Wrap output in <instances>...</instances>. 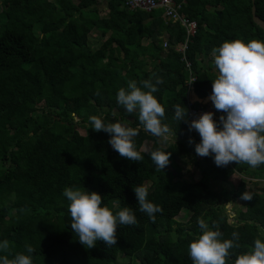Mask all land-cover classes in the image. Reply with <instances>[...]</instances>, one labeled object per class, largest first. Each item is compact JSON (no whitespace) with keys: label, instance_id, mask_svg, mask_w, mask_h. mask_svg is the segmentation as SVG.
<instances>
[{"label":"trees","instance_id":"1","mask_svg":"<svg viewBox=\"0 0 264 264\" xmlns=\"http://www.w3.org/2000/svg\"><path fill=\"white\" fill-rule=\"evenodd\" d=\"M95 1L9 0L0 10V241H10V258L27 254V244L34 246V264H192L188 246L202 234L198 219L203 218L210 227L219 226L222 239L239 232V247L230 250L227 261L234 264L257 238L264 240V188L246 200L238 222L229 223L225 204L240 193L225 183L235 172H254L247 164L218 167L212 156L201 164L195 151L200 137L189 131L187 122L173 119L174 105L187 107L188 73L174 47L183 41L184 28L165 22L159 12L132 11L123 0H110L108 16L93 19L87 10ZM174 1H184L182 12L197 22L185 55L196 74V93L210 95L218 76L210 64L213 49L238 38L264 40V29L251 13L254 5L264 21V0ZM94 28L105 38L100 36L93 46L89 34ZM164 32L167 47L160 37ZM153 74L164 81L155 93L165 106L163 123L170 121L179 129L176 142L173 137L164 146L144 131L135 113L116 102L118 90L127 88L128 81L142 86ZM70 99L77 100L75 113ZM212 106L219 123L226 114ZM92 115L105 123L120 120L139 127L137 150L145 140L160 142V150L171 152L170 160L180 167L199 166L200 178L187 182L171 169L157 172L144 160L129 161L113 150L107 132L81 134L78 127L90 125ZM36 127L51 137L40 138ZM255 169L264 178V165ZM146 181L148 199L163 208L154 222L139 210L134 192V186ZM66 187L101 193L114 212L130 207L138 223L119 226L117 244L97 241L88 249L71 229ZM182 210L189 211L186 221L176 219Z\"/></svg>","mask_w":264,"mask_h":264},{"label":"clouds","instance_id":"2","mask_svg":"<svg viewBox=\"0 0 264 264\" xmlns=\"http://www.w3.org/2000/svg\"><path fill=\"white\" fill-rule=\"evenodd\" d=\"M212 55L218 76L213 80L208 99L216 110L226 115L220 116L219 123L211 111L189 120L188 108L184 104H176L173 119L187 122L189 131L199 133L201 139L195 145L196 154L212 156L218 167L230 163L247 164L251 168L264 165V40L238 38L225 41L213 49ZM140 83L142 86L130 80L127 88L121 87L116 95L117 104L127 113H135L144 131L165 143L172 141L173 137L176 142V133L163 123L165 106L155 95L159 85L164 83L163 79L153 74ZM112 116L116 117L117 111L114 110ZM89 124L96 132L110 134L108 143L121 157L134 162L144 159L143 149L137 150L134 139L139 135V127L120 120L105 123L98 115L90 116ZM189 143L193 140L190 139ZM171 154L160 149L149 153L157 172L169 165ZM134 192L139 210L154 222L156 213L163 212V208L148 199V186H134ZM63 196L69 201L71 229L88 249L93 248L97 241H104L109 247L117 244L119 226L138 223L132 208L125 206L114 212L103 203V196L97 191L66 187ZM241 199L250 201L253 194L246 190ZM198 225L202 234L188 246L192 264H227L230 250L239 247V232L233 231L230 239H222L223 233L218 225L210 227L203 218L198 219ZM261 231L264 233V229ZM10 248L8 239L0 241V253H4L0 255V264H34V246L25 245L27 254L15 253L12 258L9 257ZM234 264H264V240L257 238L254 247L238 255Z\"/></svg>","mask_w":264,"mask_h":264},{"label":"rangeland","instance_id":"3","mask_svg":"<svg viewBox=\"0 0 264 264\" xmlns=\"http://www.w3.org/2000/svg\"><path fill=\"white\" fill-rule=\"evenodd\" d=\"M7 1H9V0H0V10H2L4 8V3ZM89 36L91 37V42L93 43V46L96 45L100 41L101 35L98 31H92L89 34ZM213 63H214L213 61H210V64H213ZM201 100H203V99H201ZM206 100H208V99H206ZM68 105L70 106V108L72 109V111L74 113L77 111L78 103H77L76 99H70L68 101ZM210 109H211V106H210ZM74 121H78V118H75ZM165 123H167L170 126V128L173 130L174 133L177 134L179 132V129L174 127L170 121H167ZM78 130L81 134H86L90 131H94V129L91 128V125H85L84 127L80 126V127H78ZM34 132H37L39 137L42 139H48L51 137V133H49L47 131L42 132L39 130V127H36L34 129ZM160 142L163 146L165 145L162 140H160ZM159 143L156 144L151 140H145L139 149V150L143 149V151H142V155L144 157L143 160L145 162H147L148 164H150L151 167H153V168H156V166L152 162L149 153L153 150L160 149V147L162 145L160 146ZM209 159H210L209 157L203 158V157L199 156V162L203 165H206L208 163ZM166 168L171 169L172 171L175 172V174H178V175L181 174L180 179L185 180L187 182L196 181L201 176V172L199 171L200 170L199 166L187 165L186 167L183 168V167H180L173 160H170V163ZM240 175L241 174H237V173L235 175H232L230 177L231 179H229L228 182L225 183V186L228 189L237 188L239 190V193H240L236 202L231 201V202H226V204H225V212L228 216V222L229 223H235L236 217H235L234 213L237 214V212H240L239 210L244 208L245 200L241 199L242 194L246 190L249 191L250 193L253 192V190H254L253 185H251L249 183L250 180L247 179V177H241ZM239 182H242V186H239L240 185ZM144 184L147 186L149 184V181H146ZM191 196H196V195L191 194ZM204 209H205V207L202 208V212H204ZM188 215H189V211L182 210L178 214L176 219L179 221H186L188 219ZM13 217H14L13 213L10 212V214L8 215V218L12 219ZM122 257H123L122 254H120L118 256V259L121 260Z\"/></svg>","mask_w":264,"mask_h":264},{"label":"built area","instance_id":"4","mask_svg":"<svg viewBox=\"0 0 264 264\" xmlns=\"http://www.w3.org/2000/svg\"><path fill=\"white\" fill-rule=\"evenodd\" d=\"M123 4L132 11L141 10L147 13L159 12L162 18L168 22L179 23L185 31L184 39L181 42L175 43V50L182 54V60L184 61V68L188 73L185 85L187 86V108L189 110V120L198 118L199 115L206 111L213 112L209 107H206L198 100H193L190 97L191 93L195 91L196 74L192 69L191 62L186 58V50L192 38L197 32V22L190 19L185 13L182 12L184 1L176 2L174 0H123ZM164 47H167V41H164ZM191 81V84H189ZM191 132L196 133L199 137V133L195 130ZM201 139V138H200Z\"/></svg>","mask_w":264,"mask_h":264},{"label":"crops","instance_id":"5","mask_svg":"<svg viewBox=\"0 0 264 264\" xmlns=\"http://www.w3.org/2000/svg\"><path fill=\"white\" fill-rule=\"evenodd\" d=\"M109 1L110 0H96L95 1V4L94 5H92L91 7H90V10H87V13H88V15L89 16H91L93 19H102V18H106L107 16H108V14H109ZM165 21V20H164ZM166 22V21H165ZM92 31H98L100 34H101V30L100 29H98V28H94ZM91 31V32H92ZM90 32V33H91ZM102 37V36H101ZM161 37V39H162V41H163V44H164V41H167V38H168V34L166 33V32H164V33H162V35L160 36ZM105 37H102V39H104ZM145 43H147V41H144ZM213 67V66H212ZM211 95V94H210ZM210 95H207V96H204V97H200L198 94H195V93H191L190 94V97H191V99H193V100H198V101H200L201 103H203L206 107H209L210 108V106H211V109L213 110V103H212V101L211 100H209L208 99V97L210 96ZM206 98L208 99V100H206ZM201 99H203V100H201ZM251 171H253L254 173L253 174H249V173H238V172H235L233 175H235L236 173L237 174H241L240 176L241 177H247V179H249L250 180V184L251 185H253V192H251L252 194L253 193H255V192H257V193H262L263 192V188H264V178H262V174L260 173V170H256L255 168H251ZM250 171V172H251ZM248 175V176H247ZM261 175V176H260ZM232 176V175H231ZM229 179H231V178H229ZM255 183H257V184H255ZM262 185V186H261ZM237 200V199H236ZM236 200L235 201H233V202H236ZM245 204H246V200H245ZM245 204H244V208L243 209H241V210H239L240 211V213H243L244 211H245ZM238 214H239V212H237V214L236 213H234V215H235V219H236V221H235V223H237L238 222V219H237V217H238ZM228 220V219H227Z\"/></svg>","mask_w":264,"mask_h":264},{"label":"water","instance_id":"6","mask_svg":"<svg viewBox=\"0 0 264 264\" xmlns=\"http://www.w3.org/2000/svg\"><path fill=\"white\" fill-rule=\"evenodd\" d=\"M255 0H252V3H254ZM251 13H252V20L258 25L260 26L261 28L264 29V21L261 20L255 13V6L252 5V8H251Z\"/></svg>","mask_w":264,"mask_h":264}]
</instances>
